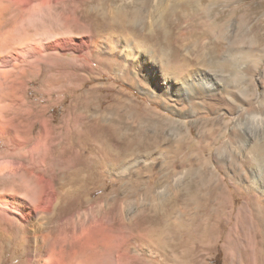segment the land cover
I'll use <instances>...</instances> for the list:
<instances>
[{"label":"rangeland","instance_id":"374dc122","mask_svg":"<svg viewBox=\"0 0 264 264\" xmlns=\"http://www.w3.org/2000/svg\"><path fill=\"white\" fill-rule=\"evenodd\" d=\"M64 1L70 4L66 14L60 10ZM51 6L35 19L36 28H22L23 22L29 21L23 15L17 20V28H5L0 34V39L7 35L11 41L15 39L13 47L33 42L40 51L34 55L38 61L33 68H23V75L19 73L21 68L15 69L13 83L0 86V120L4 124V133H0V195L32 198L45 192L47 183L38 175L52 155L68 138H76L81 129L108 128L122 141L132 143L158 141L156 145L162 149L151 151L152 169L142 171L139 182L130 183L138 190L134 196L125 194L117 202L106 200L124 182L104 174L106 190L97 191L89 204L58 215L59 200L76 190L72 182L64 181L66 185L58 187V201L52 211L55 222L90 208L97 216L110 214L112 224L122 220V211L137 213L142 207L154 217L153 195L141 189L162 181L168 217L164 233L135 231L129 236L130 251L124 252L117 241L121 235L115 229L108 234L104 248L112 264H117V257L121 264H243L232 237L217 240L219 225L209 223L205 230V216L200 210L209 192L200 172L207 160L216 164L219 157L230 152L223 132L234 120L233 100L244 99L240 104L247 110L264 95V0H53ZM89 39L97 43L99 53L90 47ZM127 41L153 52V61L171 67L180 77L201 70L215 75L223 90L216 99L218 103L223 101L221 109L212 114L203 104L192 109L177 107L189 113L186 117L171 111L174 105L165 96L152 94L145 77L135 69H124L118 51ZM149 110L157 114L153 119L163 127V135L156 134L159 129L147 116ZM188 128L194 139L192 147L185 146L187 162L180 167L183 156L178 154L179 138L175 139L172 131L188 134ZM209 130L215 135L212 140L207 138ZM208 144L213 147L205 159L201 147ZM93 153L101 156L96 150ZM228 158L227 171L217 175L230 186L227 193L231 204L234 188L242 197H249L246 184L250 178L243 162L238 159L232 164ZM186 184L193 195L198 194L197 200L186 201ZM243 200L235 205L238 212ZM11 219L16 220L14 215L0 212V248L12 242L13 264H20L24 261L20 259L22 235Z\"/></svg>","mask_w":264,"mask_h":264},{"label":"bare ground","instance_id":"6f19581e","mask_svg":"<svg viewBox=\"0 0 264 264\" xmlns=\"http://www.w3.org/2000/svg\"><path fill=\"white\" fill-rule=\"evenodd\" d=\"M52 2L53 0H0V34L5 28H17V20L23 15L28 17L29 21L23 22L22 28H36V18L43 13L44 9L50 10ZM60 10L64 14L68 13L70 4L64 1ZM136 17H133L134 21ZM14 40L11 41L9 35L0 39V86L13 83L12 75L15 69L21 68L23 71L19 73L23 75L25 74L23 68L31 69L38 61L34 55L40 51L35 43H27L24 46L19 44L20 47H13ZM88 41L90 47L99 53L97 43L90 39ZM108 49L110 53L115 51L111 45H108ZM151 54L153 52H145L141 46L133 44L132 41L125 42L118 51V55L122 57L124 69L137 70L138 74L145 77L150 84L152 94L168 98L174 105L170 107L171 111L176 112L177 115L186 117L189 114L178 111L179 106L192 109L195 105L201 107L203 104L212 114H216L221 109L223 101L218 103L219 100L216 99L223 90L215 75L201 70V72L180 77L178 76L180 73H176L177 71H173L171 67L170 69L167 65L168 68L158 65L157 61V63L153 61ZM242 71L246 73L245 67H242ZM240 101L245 103L242 98L233 100L234 120L223 132V137L227 138L226 148L229 149V154L219 157L216 164H211L210 160L203 162L200 175L207 181L209 195L204 198V206L201 207L200 212L205 216V230H208L209 223H213L215 227L219 225L218 241L229 236L233 238L234 247L239 251L243 264H264V95L258 104L247 110L243 108ZM147 116L157 123L155 126L159 130L156 134H162L163 127L159 125V121L153 119V117L158 118L157 114L149 110ZM3 130L4 124L0 120V133ZM81 130L76 138H68L61 150L49 159V164L42 175H38L41 182L47 183L45 192L41 191L42 193L32 198L23 197L24 195H0V212L14 215L16 220L11 219V222L21 231L19 244L23 250V257L20 259L24 261L20 264H112L109 254L104 249L105 241H109V233L112 235L118 229L122 240L117 241L124 252L130 251L129 236L135 231L164 233L165 220L168 217L166 218V199L162 190V181L155 182L152 187H143L142 181H140L141 185L138 183V180H142L141 172L152 169H150L149 159L152 157L151 151L160 147L156 145L158 141H154L153 144L122 141L114 130L102 129L98 126L90 131ZM188 130V134H182L179 130L172 131L173 137L179 138L176 141L178 154L183 156L182 162L178 165L180 167L187 162L185 146L192 147L194 139L191 129L188 128ZM214 137V133L209 130L207 138L212 140ZM212 147L211 144L202 145V156L205 159ZM95 150L101 154L100 157L93 153ZM227 156L232 164H237L238 159L243 162L250 178L249 183L246 184V189L250 193L249 197H242L240 190L233 187L231 204L227 193L230 186L225 184V179L221 180L217 175L227 171L225 168ZM235 173L238 174V171L235 170ZM104 174L119 177L124 182L118 189L112 190L111 197L107 195L106 200L111 199L112 202H117L124 199L125 194L134 196L138 190L132 189L130 183L138 181L136 183L139 184H137L140 186L139 189L143 187L142 191L153 195L155 216L148 215L147 208L142 207L137 213L129 210L122 211V220L112 224L110 214L102 212V215L97 216L98 214H94L90 208L85 212H74L64 221L55 222L57 219L54 220L52 217V211L58 201L57 190L61 184L63 187L66 185L64 181L72 182L76 190L71 196L59 200L60 205L56 210L58 215L71 213L83 203L89 204L97 191L106 190L108 187L103 184ZM135 177L136 180H134ZM131 185L134 184L131 183ZM189 187V184H186L184 193L186 201L197 200L198 194L193 195ZM80 197L81 199L83 197L84 201L80 202ZM241 199H244V206L238 212L235 205ZM136 216L140 217L134 221ZM211 229L214 231L213 228ZM13 257L12 242L0 248V264H13ZM115 261L121 264L119 257Z\"/></svg>","mask_w":264,"mask_h":264}]
</instances>
